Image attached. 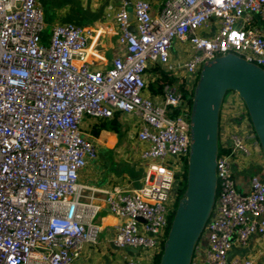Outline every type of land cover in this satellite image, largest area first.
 Instances as JSON below:
<instances>
[{"label": "built area", "instance_id": "2783aa9c", "mask_svg": "<svg viewBox=\"0 0 264 264\" xmlns=\"http://www.w3.org/2000/svg\"><path fill=\"white\" fill-rule=\"evenodd\" d=\"M255 13L264 16V0H165L156 12L147 0H120L115 33L124 50L95 67L94 28L58 22L45 40L37 0H0V264H74L86 243L99 242L102 206L79 182L97 147L82 124L116 111L137 117L146 170L139 187L104 191L108 212L124 218L107 229L113 245L142 256L114 264H154L188 157L191 96L183 98L171 83L161 94H145L148 71L163 66L193 91L202 65L215 56L236 53L264 68ZM224 138L215 204L192 264H253L229 260L228 252L252 234L264 235V180L252 175L243 192L233 169L237 156L252 154V137L225 125Z\"/></svg>", "mask_w": 264, "mask_h": 264}, {"label": "crops", "instance_id": "0c3cea01", "mask_svg": "<svg viewBox=\"0 0 264 264\" xmlns=\"http://www.w3.org/2000/svg\"><path fill=\"white\" fill-rule=\"evenodd\" d=\"M120 0H91L92 6L82 7L79 0H37L39 5L43 7L48 4L52 9L60 8L69 4L74 10L78 6L84 8L88 15L87 19H82L78 14H74L69 21L83 26H90L95 29L97 36L90 38L92 47V60L95 67H103L109 64L112 58L120 55L124 47L118 42L117 24L115 22V11ZM134 1V0H131ZM151 3L153 12H156L165 0H147ZM97 6V7H95ZM256 27L264 34V16L257 13L254 14ZM72 20V21H71ZM50 28H45V40L50 33ZM95 33V34H96ZM148 95L154 96L146 92ZM85 119L83 122H85ZM238 120V119H237ZM121 130L115 131L109 126L103 125L98 121V118L88 120V129L83 131L95 142L99 141L102 144L97 148V157L90 161L88 165L80 171L79 182L89 188H93L95 202L102 206V219L100 224L103 226L101 240L97 244L86 243L82 253L74 261V264H114L123 260L125 257H142L139 250L129 248L118 249L112 243V235L107 229H112L115 224L124 221V218L115 216L108 212L105 202L102 200L104 191L113 188L125 189L139 187L144 176L146 165L141 161V151L145 148V144L136 154L125 156L126 159H120L115 167H112L109 150L117 147L121 142L128 143L133 139L139 140L137 131L139 127L138 119L135 115L122 112L119 118ZM230 121L226 122V127L229 128ZM99 133V136L95 134ZM250 140V139H249ZM101 141V142H100ZM140 141V140H139ZM95 142V143H96ZM226 142V138H223ZM131 147H129L130 149ZM106 156L100 157V155ZM262 149L256 147V154L252 152L249 157L237 156L233 161V169L238 188L243 192L250 190V177L257 175L264 180V159L262 158ZM119 163L124 164L120 166ZM90 193L91 190H86ZM233 258H249L253 264H264V235L252 234L245 246L234 244L228 252V259ZM146 259H143V263Z\"/></svg>", "mask_w": 264, "mask_h": 264}, {"label": "water", "instance_id": "95a60500", "mask_svg": "<svg viewBox=\"0 0 264 264\" xmlns=\"http://www.w3.org/2000/svg\"><path fill=\"white\" fill-rule=\"evenodd\" d=\"M229 91L242 100L264 153V68L236 53L215 56L202 65L193 88L186 188L178 199L159 264H192L215 204L220 116Z\"/></svg>", "mask_w": 264, "mask_h": 264}, {"label": "rangeland", "instance_id": "374dc122", "mask_svg": "<svg viewBox=\"0 0 264 264\" xmlns=\"http://www.w3.org/2000/svg\"><path fill=\"white\" fill-rule=\"evenodd\" d=\"M80 4L82 7H87V9L89 7L92 6L91 0H79ZM97 7V6H95ZM77 10H74L73 7H71L69 4L64 5L60 8H55L52 9V7H50L48 4H45L42 9H43V14H44V18H45V22H46V26L47 27H51L52 25L58 23V22H63V21H69L70 19H72V17H77L74 16V14H78L82 19H87L89 14H86V12L84 11V8L81 7H77ZM72 21V20H71ZM202 31V30H200ZM187 45V44H185ZM177 46V50H178V54L179 57L185 56L184 54V50L186 49V46L183 47L182 50V45L177 42L176 43ZM176 55V53L174 54ZM150 72V71H148ZM150 76V74H149ZM147 91V90H146ZM145 91V94H146ZM144 94V95H145ZM234 98V101H231L230 99ZM241 113H244L243 117H240ZM85 119H87L85 122H83L82 127L84 128V130L88 129V120H90L91 118L86 117ZM238 119V120H237ZM230 121L229 125V129L230 130H237L239 131L243 136L246 135H251L252 139L247 140V145L250 149L251 152H253L254 154H256V147L260 148V144L255 136L254 130L252 128L251 122L248 118V114L246 111V108L242 102V100L237 96V94L233 91H229L225 98H224V102L222 105V110H221V116H220V134H219V144L222 146L223 144V138H224V129H225V125L227 121ZM228 128V127H227ZM96 142V141H95ZM101 142V141H100ZM96 146L101 145L102 144L99 143V141H97ZM143 142L139 141V140H135L133 139L132 141H129L128 143L125 142H121L117 147H114L113 149L109 150L110 152V157H111V162H112V167H115L117 164V161L119 162L120 159H126L125 156L128 155L130 157V153L131 154H136L139 149H141ZM129 147H131L129 149ZM98 148V147H97ZM142 152V151H141ZM106 152L104 153V155H100V157L102 156H106L105 155ZM137 155V154H136ZM262 158L264 159V153L261 152ZM122 161V160H120ZM125 161V160H124ZM120 166H124V164L119 163ZM176 208V206H175ZM102 211L98 213V215L95 218V221L97 223H100L101 219H102ZM106 232H101L100 234V240L103 234H105ZM205 230L202 234V238L205 235ZM166 238V237H165Z\"/></svg>", "mask_w": 264, "mask_h": 264}, {"label": "trees", "instance_id": "16d2710c", "mask_svg": "<svg viewBox=\"0 0 264 264\" xmlns=\"http://www.w3.org/2000/svg\"><path fill=\"white\" fill-rule=\"evenodd\" d=\"M150 74L147 83V92L151 93L152 95H158L162 93L163 87L166 83H171L172 86L176 87L182 92V97L187 98L188 96L192 97L193 91L185 89V82L181 81L178 78L169 76L167 70L163 66H156L149 70ZM191 98L187 100L188 107H191ZM121 111H116L111 118H98L99 122H102L103 125L109 126L110 128L114 129L115 131L121 130V126L119 124V118ZM248 114V113H247ZM249 118V116H248ZM250 120V118H249ZM251 122V121H250ZM96 136H99V133L96 132ZM220 151L222 146L219 144ZM186 173H187V157L183 158V164L181 166L180 171L177 173V177L179 178L180 184L177 189V200L183 194L186 188ZM168 232V231H167ZM163 251V243L160 245L159 251H156L152 255V261L154 264H159V259L161 253ZM195 254V253H194Z\"/></svg>", "mask_w": 264, "mask_h": 264}]
</instances>
